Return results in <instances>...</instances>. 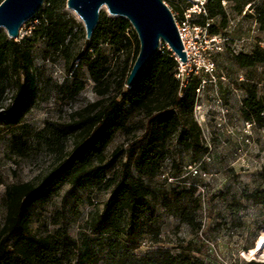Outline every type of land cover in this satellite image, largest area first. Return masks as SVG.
Listing matches in <instances>:
<instances>
[{"label": "rangeland", "instance_id": "obj_1", "mask_svg": "<svg viewBox=\"0 0 264 264\" xmlns=\"http://www.w3.org/2000/svg\"><path fill=\"white\" fill-rule=\"evenodd\" d=\"M164 2L172 13L182 18L187 9L205 6L207 0ZM47 7L46 3L42 6ZM263 10L264 0L249 5H244V0H225L221 14L212 19L206 15L192 16L194 24L207 27L211 40L203 57L215 66L213 75L201 71L192 76L196 92L193 118L201 129L200 144L206 151L198 152L194 147L188 149L182 145V131L168 141L160 171L146 179L153 193L154 213L143 217L138 225L137 254L144 255L161 247L175 255L184 253L201 259L205 264H264V249L254 259L247 256L264 237V211L244 198L245 192L264 188L259 177L264 168V128L241 115L242 102L252 86H256L259 96H264V65L241 67L235 58L240 54L252 55L258 47L264 48V30L258 15ZM104 15L113 18L106 8L100 13V21ZM57 17L66 33V44H70L68 59L54 52L46 39L33 42L32 83L29 93L19 101L14 85L16 76L10 69L7 75H0V229L6 215L3 199L7 187L25 182L38 185L57 165L47 140L56 130H66L71 122L97 111L107 98L96 93L84 64L93 56V49L86 43L83 22L67 8V3L57 11ZM41 18L45 14L38 12L26 21L15 41L27 44ZM210 28L217 32L210 34ZM3 34L6 31L0 28V35ZM128 37L129 45L120 49L99 41V50L108 58L112 95L118 83L125 82L139 53L138 37L131 24ZM79 53H83L82 62L75 60ZM10 64L11 55L0 52V74ZM72 64L75 68L80 65L77 75L85 82V88L78 93L70 89L74 77L68 68ZM121 103L129 130L113 131L107 161L117 148L123 152L116 167L102 174L106 178L128 163L132 150L137 155L141 153L147 143L146 132L160 120L150 123V119L128 112V105ZM73 141L72 138L68 143V152ZM20 142L27 143L26 153L19 151ZM135 162L136 159L131 171L138 175ZM56 183L58 189L46 192L32 209V234L58 237L67 231L80 242V257L69 255L72 264L76 259L82 264H106V254L101 251L104 241L100 237L88 238L84 226L92 214L103 209L110 193L94 178L83 187L72 186L66 177ZM193 185L196 187L193 194L174 190L177 187L179 191L188 190ZM184 214L194 220L193 226L182 220ZM88 244L93 255L85 254Z\"/></svg>", "mask_w": 264, "mask_h": 264}, {"label": "trees", "instance_id": "obj_2", "mask_svg": "<svg viewBox=\"0 0 264 264\" xmlns=\"http://www.w3.org/2000/svg\"><path fill=\"white\" fill-rule=\"evenodd\" d=\"M3 1L0 0V4ZM222 1L225 0H207L204 6L207 12L205 17L212 19L220 15ZM254 1L244 0V5ZM44 3L48 7L41 8L39 13L45 14V18H41L27 44L9 39L6 34L0 35V52L11 55L10 66L0 75H7L10 69L16 76L14 85L18 101L29 93L31 87L33 42L46 39L49 47L54 52L62 53L66 59L70 53V44H66V33L64 34L60 18L57 17V11L65 7L67 0H45ZM238 11L241 12L242 8H238ZM258 15L261 29L264 30V10ZM70 20L75 27L80 28L74 18ZM129 29L130 23L126 19L107 18L104 15L92 38L86 41L88 46H92L93 56L84 61V64L95 83L96 93L107 98L97 111L71 122L66 130H56L47 140V146L56 158L57 165L38 185L25 182L7 187L3 199L6 215L0 229V264H72L70 253L74 257H80V242L69 236L67 231L58 237L32 234L34 205L46 192L58 189L56 182L61 177H66L74 187H83L91 178L98 179L104 190L110 193L103 209L92 214L84 226V234L88 238L100 237L104 241L101 251L106 254V264H205L201 259L184 253L175 255L161 247L144 255L135 252L138 247V225L143 217L154 213L151 199L153 193L146 184V179L156 176L160 171V161L165 158L168 141L182 131V145L188 149L194 147L198 152L206 149L200 144L201 129L193 118L196 98L194 79L183 95L180 94V83L176 78L179 64L167 46L158 51L130 89L125 86V80L118 83L115 95L110 94L112 84L108 80V58L99 50V41L103 40L118 49L125 48L130 43ZM216 32L210 28V34ZM82 57L83 53H79L75 60L82 62ZM235 58L241 67L264 65V48L258 47L252 55L240 54ZM77 68L74 64L68 68L74 77L70 89L75 93L85 88V82L78 78ZM247 94L242 102L241 115L246 121L264 128V96L258 95L256 86H252ZM121 101L128 105V112L142 115L150 119V123L157 118L160 120L146 132L147 143L141 153L137 155L136 150H132L128 163L122 169H115L113 175L106 178L102 174L116 167L123 152L117 148L111 155L112 159L107 161V149L112 142L113 131L129 130ZM72 138V149L68 152V143ZM27 149V143H19L21 153H26ZM135 159L138 175L131 171ZM259 177L264 184V168ZM177 188L174 190L180 194L196 192L194 185L188 190L179 191ZM244 198L253 206H261L264 211V188L245 192ZM182 220L193 226L194 220H190L186 214L182 216ZM85 254L93 255L89 244ZM75 264L82 263L76 259Z\"/></svg>", "mask_w": 264, "mask_h": 264}, {"label": "water", "instance_id": "obj_3", "mask_svg": "<svg viewBox=\"0 0 264 264\" xmlns=\"http://www.w3.org/2000/svg\"><path fill=\"white\" fill-rule=\"evenodd\" d=\"M44 2L4 0L0 4V28L9 39H17L22 25L41 10ZM67 8L83 22L87 40L92 38L103 8L132 25L138 37L139 53L125 82L128 89L156 56L161 44H166L182 63L187 62L173 13L163 0H67Z\"/></svg>", "mask_w": 264, "mask_h": 264}, {"label": "built area", "instance_id": "obj_4", "mask_svg": "<svg viewBox=\"0 0 264 264\" xmlns=\"http://www.w3.org/2000/svg\"><path fill=\"white\" fill-rule=\"evenodd\" d=\"M201 4L198 9L189 8L184 12V17H179L173 13L179 34L181 36L184 51L187 54V62L182 63L179 59L176 78L180 83L181 92L183 95L184 90L187 89L192 76L197 75L201 71L213 75L215 66L210 61H206L203 57L205 47L209 44L210 38L208 37V31L206 26H200L192 22V16L194 14L207 15L206 10ZM167 46L161 44L160 50ZM168 47V46H167ZM200 92V88L197 89Z\"/></svg>", "mask_w": 264, "mask_h": 264}, {"label": "bare ground", "instance_id": "obj_5", "mask_svg": "<svg viewBox=\"0 0 264 264\" xmlns=\"http://www.w3.org/2000/svg\"><path fill=\"white\" fill-rule=\"evenodd\" d=\"M264 249V237H261L257 242L255 247L249 250L247 256H250V259H254L257 256L261 255L263 253Z\"/></svg>", "mask_w": 264, "mask_h": 264}]
</instances>
